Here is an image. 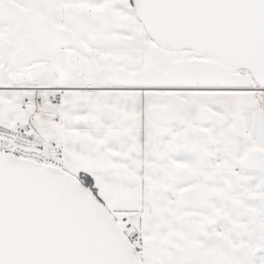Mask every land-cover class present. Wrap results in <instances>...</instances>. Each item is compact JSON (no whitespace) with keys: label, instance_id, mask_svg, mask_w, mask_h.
Wrapping results in <instances>:
<instances>
[{"label":"snow or ice","instance_id":"obj_1","mask_svg":"<svg viewBox=\"0 0 264 264\" xmlns=\"http://www.w3.org/2000/svg\"><path fill=\"white\" fill-rule=\"evenodd\" d=\"M0 264H264V0H0Z\"/></svg>","mask_w":264,"mask_h":264}]
</instances>
